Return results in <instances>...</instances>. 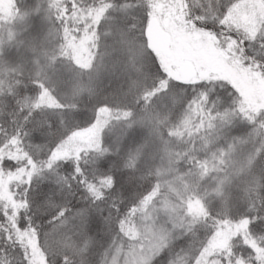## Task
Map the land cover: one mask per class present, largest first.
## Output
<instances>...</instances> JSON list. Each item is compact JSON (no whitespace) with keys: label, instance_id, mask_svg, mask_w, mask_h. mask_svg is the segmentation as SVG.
<instances>
[{"label":"snow or ice","instance_id":"obj_1","mask_svg":"<svg viewBox=\"0 0 264 264\" xmlns=\"http://www.w3.org/2000/svg\"><path fill=\"white\" fill-rule=\"evenodd\" d=\"M0 264H264V0H6Z\"/></svg>","mask_w":264,"mask_h":264},{"label":"trees","instance_id":"obj_2","mask_svg":"<svg viewBox=\"0 0 264 264\" xmlns=\"http://www.w3.org/2000/svg\"><path fill=\"white\" fill-rule=\"evenodd\" d=\"M5 3L6 0H0V12H3L5 10Z\"/></svg>","mask_w":264,"mask_h":264}]
</instances>
